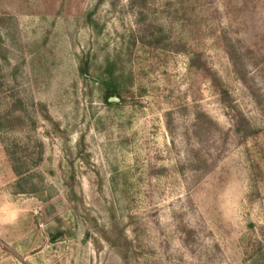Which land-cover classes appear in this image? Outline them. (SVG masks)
<instances>
[{"label": "rangeland", "instance_id": "obj_1", "mask_svg": "<svg viewBox=\"0 0 264 264\" xmlns=\"http://www.w3.org/2000/svg\"><path fill=\"white\" fill-rule=\"evenodd\" d=\"M0 264H264V0H0Z\"/></svg>", "mask_w": 264, "mask_h": 264}, {"label": "trees", "instance_id": "obj_2", "mask_svg": "<svg viewBox=\"0 0 264 264\" xmlns=\"http://www.w3.org/2000/svg\"><path fill=\"white\" fill-rule=\"evenodd\" d=\"M13 169L15 170V172H18V173L21 172V169H20V168H15V167L13 166Z\"/></svg>", "mask_w": 264, "mask_h": 264}]
</instances>
